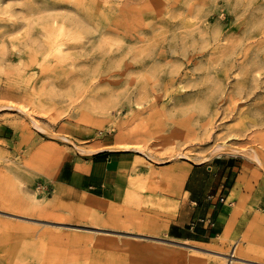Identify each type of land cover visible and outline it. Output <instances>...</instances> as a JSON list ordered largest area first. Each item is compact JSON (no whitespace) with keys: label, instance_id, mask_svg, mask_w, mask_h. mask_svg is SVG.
Segmentation results:
<instances>
[{"label":"rangeland","instance_id":"rangeland-1","mask_svg":"<svg viewBox=\"0 0 264 264\" xmlns=\"http://www.w3.org/2000/svg\"><path fill=\"white\" fill-rule=\"evenodd\" d=\"M106 156L108 197L58 196ZM227 160L261 215L264 0H0V264H264L243 207L204 243L166 235Z\"/></svg>","mask_w":264,"mask_h":264},{"label":"crops","instance_id":"crops-1","mask_svg":"<svg viewBox=\"0 0 264 264\" xmlns=\"http://www.w3.org/2000/svg\"><path fill=\"white\" fill-rule=\"evenodd\" d=\"M104 152V151H102ZM109 152V151H107ZM103 157L96 158L95 161H79L76 160L71 169V173L67 179V181H59L57 182V192L58 196H62V193H67L73 197H79L87 195V197H93V199H105L110 195V190L106 192V179L111 175V172L108 171L110 168L109 165L113 163L111 160V156H106V160H103ZM221 160V159H219ZM109 166V167H108ZM102 167L106 168V176L105 181L94 182L93 173L99 171ZM235 167L232 166L228 160L224 163L223 161L217 162V166L214 171L213 180L215 176V182L213 181V200L207 201L210 205L207 208V212L204 217H210L213 221V227L202 226L199 225L194 230H184L185 227H189L190 218L185 220L182 212L181 205H179V209L177 214L173 219L168 218L166 220L167 228L166 235L172 240H191L199 243H204L206 239L210 237H215L218 234H223L228 231V226L233 224L234 222V209L243 207L245 210V214L250 217H258L264 218V212L261 215H258L252 205H248L240 201V191H238V182L241 181L240 174L233 176L232 173L235 172ZM61 174V169L57 172V176ZM234 177V178H233ZM230 178V179H229ZM232 181V186H229ZM83 182L87 183V187H83ZM88 190H96L101 194H90ZM243 193V190L241 191ZM184 194L191 195L188 190H184ZM242 195V194H241ZM224 197L226 198L225 203H219L218 198ZM190 204L195 205L196 202L191 201ZM231 204V205H230ZM190 213L196 214L195 208L190 205L189 206ZM198 218L193 219V221ZM165 223V222H164ZM213 230V232H212Z\"/></svg>","mask_w":264,"mask_h":264},{"label":"built area","instance_id":"built-area-1","mask_svg":"<svg viewBox=\"0 0 264 264\" xmlns=\"http://www.w3.org/2000/svg\"><path fill=\"white\" fill-rule=\"evenodd\" d=\"M208 200L209 201L213 200V196H208ZM217 200L219 203H222V204L226 202V198L224 197H219ZM199 225L213 227V221L210 217L199 218L190 223L189 229L194 230Z\"/></svg>","mask_w":264,"mask_h":264}]
</instances>
